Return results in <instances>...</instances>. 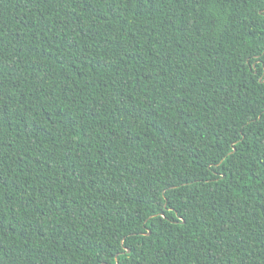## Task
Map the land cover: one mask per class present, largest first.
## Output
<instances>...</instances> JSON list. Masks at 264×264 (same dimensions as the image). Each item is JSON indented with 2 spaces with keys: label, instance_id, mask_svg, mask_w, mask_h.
I'll list each match as a JSON object with an SVG mask.
<instances>
[{
  "label": "trees",
  "instance_id": "16d2710c",
  "mask_svg": "<svg viewBox=\"0 0 264 264\" xmlns=\"http://www.w3.org/2000/svg\"><path fill=\"white\" fill-rule=\"evenodd\" d=\"M0 264H264V0H0Z\"/></svg>",
  "mask_w": 264,
  "mask_h": 264
}]
</instances>
